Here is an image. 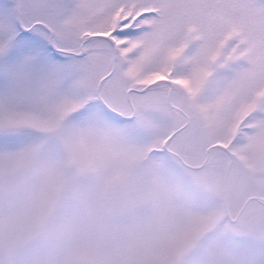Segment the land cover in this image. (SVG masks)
<instances>
[{
  "label": "snow or ice",
  "instance_id": "6c2138e0",
  "mask_svg": "<svg viewBox=\"0 0 264 264\" xmlns=\"http://www.w3.org/2000/svg\"><path fill=\"white\" fill-rule=\"evenodd\" d=\"M0 264H264V0H0Z\"/></svg>",
  "mask_w": 264,
  "mask_h": 264
}]
</instances>
